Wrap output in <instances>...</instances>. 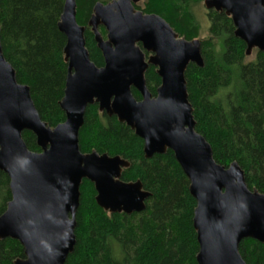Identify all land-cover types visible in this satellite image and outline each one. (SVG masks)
<instances>
[{
  "label": "water",
  "instance_id": "water-1",
  "mask_svg": "<svg viewBox=\"0 0 264 264\" xmlns=\"http://www.w3.org/2000/svg\"><path fill=\"white\" fill-rule=\"evenodd\" d=\"M140 1L93 6L88 27L103 58L97 67L85 47L84 27L76 22L75 0H64L57 27L65 37L67 74L59 102L65 119L53 128L41 120L29 88L17 82L0 44V171L11 194L0 215V241L10 238L22 246L23 258L13 264L65 263L76 242L83 180L93 184L95 203L109 214L145 209L150 194L141 182L121 180L126 160L80 152L78 134L90 105L129 127L142 140L145 159L173 153L195 200L197 264H246L239 243H264V194L248 189L236 162L217 164L210 145L195 131L184 75L189 64L203 67L200 41L185 40L160 16L135 10ZM203 5L231 19L246 56L254 49L264 52V0H203ZM149 65L160 78L155 97L144 79ZM24 131L35 136L39 152L28 150Z\"/></svg>",
  "mask_w": 264,
  "mask_h": 264
},
{
  "label": "trees",
  "instance_id": "trees-1",
  "mask_svg": "<svg viewBox=\"0 0 264 264\" xmlns=\"http://www.w3.org/2000/svg\"><path fill=\"white\" fill-rule=\"evenodd\" d=\"M108 0H75L76 22L84 27L90 60L103 66V58L88 27L93 6ZM203 0H141L135 10L160 16L181 38L198 39L200 26L193 9ZM64 0H0V44L18 83L26 85L40 118L55 127L64 121L59 102L63 97L67 64L65 37L57 24ZM209 35L199 40L203 67L189 64L185 72L188 101L195 131L210 145L215 162L228 167L236 162L250 190L264 194V52L254 49L246 61V46L234 36L224 12L208 11ZM99 32L105 37L102 27ZM221 40L217 52L215 43ZM154 97L160 85L156 68L144 74ZM133 97L140 100L134 89ZM32 152H39L35 136L22 133ZM83 154L119 156L129 163L123 182L140 181L150 196L145 209L131 215L108 214L95 203L92 183L83 180L75 214V246L64 264H197L198 244L192 218L195 200L188 180L173 153L145 159L143 142L115 117L86 108L78 134ZM11 199L9 179L0 171V215ZM239 254L246 264H264V243L244 239ZM23 258L18 241H0V264Z\"/></svg>",
  "mask_w": 264,
  "mask_h": 264
},
{
  "label": "rangeland",
  "instance_id": "rangeland-1",
  "mask_svg": "<svg viewBox=\"0 0 264 264\" xmlns=\"http://www.w3.org/2000/svg\"><path fill=\"white\" fill-rule=\"evenodd\" d=\"M110 1L111 0H108L107 3H109ZM140 2H138V3L140 4ZM193 12H194L195 18H196V20L200 26V33H199L198 39L199 40L204 39V38L208 37V35H209V25L210 24H209V18L207 16L208 11L205 9L203 2H202L201 4H199L198 6H196L193 9ZM215 48H217L216 49L217 52H220V48H222L221 40L216 41ZM253 58H254V52H251L250 55L246 56V61H251V60H253Z\"/></svg>",
  "mask_w": 264,
  "mask_h": 264
},
{
  "label": "flooded vegetation",
  "instance_id": "flooded-vegetation-1",
  "mask_svg": "<svg viewBox=\"0 0 264 264\" xmlns=\"http://www.w3.org/2000/svg\"><path fill=\"white\" fill-rule=\"evenodd\" d=\"M145 57L147 58L148 57V54H145ZM152 96V95H151ZM155 97V96H154ZM109 214V213H108Z\"/></svg>",
  "mask_w": 264,
  "mask_h": 264
}]
</instances>
